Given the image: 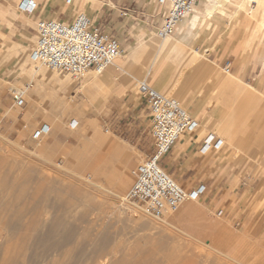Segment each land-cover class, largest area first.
Here are the masks:
<instances>
[{
  "label": "rangeland",
  "instance_id": "obj_1",
  "mask_svg": "<svg viewBox=\"0 0 264 264\" xmlns=\"http://www.w3.org/2000/svg\"><path fill=\"white\" fill-rule=\"evenodd\" d=\"M18 1L0 0L2 36L3 24L10 23V17H18ZM250 4L255 6L256 2ZM236 11L234 1L225 2V11L218 9L217 15L230 24L228 32L219 38V29L210 24L208 36L197 37L193 45L186 46L193 53L201 41L211 39L212 47H224L234 60L231 73L223 70L221 61H210L200 57V53L204 55L202 51L194 52L201 61L197 64H204L200 70L206 74L198 79L193 75L196 68L187 66L185 59L181 63L173 61L175 71L180 69L182 74L168 85L167 91L162 90L184 105L187 93L192 89L195 94L199 91L209 109L197 115L198 133L200 137L207 133L205 123L209 119L212 131L222 138L224 145L206 167L210 166L214 175L208 180L211 189L160 218L128 199L135 181L133 169L153 150L149 107L139 91V81L145 79L147 67L124 83L121 78L126 74L122 68L116 70L111 66L117 72L113 84L106 83L103 91L85 86L84 80L88 74L100 79L106 71L98 74L88 70L85 75L73 77L39 67L37 62L29 64L27 59L36 47V35L12 46L0 44V176L15 179L32 169L33 174L62 181L56 192L69 187V192L78 193L68 196L69 199L65 195L71 193L64 194L68 191L63 195L55 193L57 198L60 194L68 202L71 199L68 205L73 203L72 209L75 207L69 213L74 224L71 241L60 246L58 255L43 257L39 252L44 242L40 238L43 229L39 221L52 218L51 209L46 214L39 206L32 213L18 216L14 220L17 225L10 228L9 234H0V264H179L181 260L176 258L182 253L190 255L196 264H264V44L254 31L256 20L250 21V33L237 29L242 18L236 15L232 20ZM128 40L130 37L123 42L125 47L131 45ZM20 46H26L27 51ZM232 47H237V53L231 57ZM155 50L148 61L154 57ZM128 55L127 50L119 58ZM42 70L48 72L47 76ZM155 83L156 80L149 82L152 86ZM20 89L25 92L23 106L15 104L14 94ZM176 90L183 91L182 97L176 95ZM106 101H109L107 109ZM31 109L35 111L34 119L28 121L25 117ZM214 111L221 121L220 127L218 119H212ZM139 113L143 115L139 117ZM73 119L78 123L75 128L70 126ZM139 122L142 129L148 126L147 132L135 131ZM43 123L51 125L50 132L39 141L33 140L34 128ZM89 165H95L97 170L93 172ZM82 171L92 174L101 187L88 182L83 185L76 175ZM128 176L130 182L125 185ZM37 191V183L29 185V198L33 195L36 198ZM64 199L63 205L60 204L66 207ZM26 202L27 199H20L17 194H0V205L12 203L18 209ZM185 205L189 209L183 212ZM82 212H86L82 218L73 219ZM62 230L56 231L51 240L63 236ZM222 230L227 241L220 244L216 238Z\"/></svg>",
  "mask_w": 264,
  "mask_h": 264
},
{
  "label": "built area",
  "instance_id": "obj_2",
  "mask_svg": "<svg viewBox=\"0 0 264 264\" xmlns=\"http://www.w3.org/2000/svg\"><path fill=\"white\" fill-rule=\"evenodd\" d=\"M35 1L19 0L18 11H34ZM66 1L72 3L73 0ZM159 1L165 6V11L155 36L165 39L176 33L179 21L193 12L199 0ZM127 50L120 39L96 24L84 11L77 12L69 22L58 18H40L37 22L35 58L42 66L59 73L80 77L93 70L100 74ZM232 69V62L227 60L223 70L231 73ZM139 91L149 107L154 147L151 154L133 169L135 181L128 199L138 203L148 214L160 218L176 211L187 200L201 198L206 192L205 184L185 188L162 165L164 156L174 145L185 134L195 132L200 124L177 97L154 88L145 80L139 81ZM14 98L16 105L25 104L23 91H15ZM77 124L74 119L70 122L71 128ZM50 130L48 124H39L31 137L39 141ZM223 145L222 138L210 132L204 137L200 152L205 154L221 149Z\"/></svg>",
  "mask_w": 264,
  "mask_h": 264
},
{
  "label": "crops",
  "instance_id": "obj_3",
  "mask_svg": "<svg viewBox=\"0 0 264 264\" xmlns=\"http://www.w3.org/2000/svg\"><path fill=\"white\" fill-rule=\"evenodd\" d=\"M35 2L36 9L34 11L30 13H22L17 9V11L19 12L18 17H10V23L3 24V36L0 35L1 46H12L14 42L19 44L25 42L27 39L30 40L33 35H36L37 22L40 18H58L63 21L69 22L74 18L75 14L79 10H84L85 13L90 16L96 24L102 26L107 32L115 35L122 42L125 43L126 40L130 37V40H128V42L131 45L130 47H127L129 54L131 52V49L134 48L133 46H136L137 43H142L143 40L150 41L155 38V30L160 25L162 21V14L165 11V6L160 3L159 0H73L72 3H67L66 0H37ZM215 14L216 15L209 18V22L210 24L219 28L218 37L220 38V36H223L228 32L230 24L226 23L225 21L223 22V17L217 15V11ZM196 36L197 33L192 30V27L190 25H185V27L177 35L178 39L183 41L184 44H186L187 46L193 45ZM125 37H127V39H125ZM183 37L185 38L183 39ZM211 41V39H205L201 41V44L198 47H195L197 49L196 52L202 51L207 57V60L212 61L214 59L221 61V65H223V67L227 60H230L233 65L234 60L229 57V53L224 50V47H212ZM21 47L25 51H27L26 46ZM155 49L156 48H154L153 50ZM158 52L159 50H157L154 55L155 59L157 57L156 54L159 55ZM236 53L237 47H232L230 50V56H236ZM129 60L133 63L136 62V59L129 58L127 56L125 58L120 59L119 62L122 65H125L127 64V62H130ZM159 61H162V63H164L163 57ZM136 63L139 66H137V70L133 71L132 74L127 73L126 70L122 68V71L126 74V76L122 75L121 78L124 83H127L130 80L131 76L135 78L136 75H138L139 73L141 74L143 72L142 65L139 64V62ZM120 67L114 66L116 70H121ZM160 67L161 63L157 65L158 71L160 70ZM116 70L113 69V71H109V84H113V75H116L114 74ZM156 73L157 71L152 75L148 76L150 82H154V80H156ZM242 73L243 71H241L240 75H242ZM156 82H159V80H156ZM164 85L166 86L167 83H165ZM185 97L187 98L185 100L186 103H190H185V106L188 107L189 111L196 118L197 115L201 116L205 111L209 109L207 101H205L206 99L204 98L205 100L203 101L202 96L196 97L195 93L190 92L187 93ZM108 106L109 101H106L104 108L107 109ZM142 115V113L138 114L139 117H141ZM213 117L218 119L215 116V111L213 113ZM197 120L199 121V118H197ZM218 122L220 127L221 121L219 119ZM141 124L142 123L139 122L138 131H135L140 132L141 130L142 133L147 132V130L149 129L148 126H144V128L142 129ZM207 126V133H215L214 131H212V123H210V125L207 124ZM198 129L193 133L185 134L174 145L172 150L164 156L162 160V165L178 182L180 181L181 183H179L184 187L185 185H190L193 182H195V184L189 188H194L200 184H205L206 192L202 195L204 196L207 191L212 187V184L208 183V180L214 178V175L211 174L212 172L210 171V166L208 168L206 167L209 163L215 160L217 153L220 149L211 150L205 154L201 153L200 147L207 133L204 136L200 137ZM150 139L153 140L151 134ZM219 182H223V177L221 175L219 176ZM225 191L226 190H222L223 193H225ZM188 209L189 206L185 205L183 212H186ZM221 232L219 233V238H216V240L217 242L219 241L220 244H223L227 241V239H225L226 235L224 234L223 230Z\"/></svg>",
  "mask_w": 264,
  "mask_h": 264
},
{
  "label": "bare ground",
  "instance_id": "obj_4",
  "mask_svg": "<svg viewBox=\"0 0 264 264\" xmlns=\"http://www.w3.org/2000/svg\"><path fill=\"white\" fill-rule=\"evenodd\" d=\"M229 1H234V3L236 4V8H237V11L234 14H232V17H231L232 20H235L236 15H240V17L242 18L240 24L237 26V29L243 28V29L249 30V33H250V30L252 28L251 27L252 24L250 25V21L253 19L256 20L257 25H256V29H254V31L256 32V34L258 33L259 34L258 36L262 39V41L260 43L264 44V0H236V1L235 0H201V1H199L198 4H196L197 6H195V9L193 10V12H191L190 14H188L187 16H185L184 18H182L179 21L178 26H177V31H178L179 27H181V29H183L185 27V25H190L192 27V30L197 33L196 38L197 37H203V35L208 36L209 32H210L209 30L211 29L209 18L216 15L215 13L218 9L222 10L224 12L225 11V2H229ZM252 1L256 2L255 6H251L250 3ZM213 27L216 28L215 26H212V28ZM233 32L236 33V31H234V30H233ZM179 33H177V35ZM162 40L163 41H159L156 38H154L150 41H144L143 40L142 43H140L138 46L131 49V52L128 55L129 58L136 59V62H139V64H141L143 68L147 67L146 79H145L146 82L149 83L150 80H149L148 76L152 75L153 73H155L157 71L155 78H156V80H159V82H156L154 84V86H156V88H158V89L167 91V89L169 88L168 85L176 82V80H179L180 79L179 76L182 74L181 73L182 71L179 69L182 64L178 67L179 70L175 71L173 61H175L176 63H178V62L181 63L182 59L186 60L187 66L196 68V70H194L196 76H195V74H193L194 77H197L199 79V77H202V75L206 74V72L200 70V67L204 64H201V65L199 64L201 61L199 60L200 58L198 57V55L196 53H194L196 51L193 50V53H191L190 50L186 48L187 45L184 44L183 41L178 39L177 36L176 37L169 36V37L162 39ZM154 48H158L159 55L156 54L157 55L156 59H155V57L154 58L152 57L153 59L151 58L148 61V59L151 57L150 54L152 53V50ZM200 55H202L200 57L207 59V57H205L203 54L200 53ZM162 57L164 59V63H162V61H159ZM119 61H120V58H117V59H115V61L112 65L105 68L102 72L106 71V74L103 75L102 78H100V79H97L96 77H92L91 74H88L84 80L85 86L90 85V87H92V88L98 87L104 91V89H103L104 86L106 87V83L108 84L109 71H113L111 66H117V67L121 66V68L126 70L127 73H131V74L133 73V71L137 70V68H138L137 66H139L136 62L133 63L130 60H129L130 62L126 61L127 64H125V65H122V64L120 65ZM27 62L29 64L36 63V62L38 63V60L35 58L34 52H31L29 54ZM197 62H199V63L197 64ZM159 63H161V67H160V70L158 71L157 65ZM203 63H204V61H203ZM37 66L40 67L42 65L38 63ZM90 71H93V70H90ZM41 73L44 74L45 76H47V74H48V72L46 70H42ZM191 76H192V74H190V76H189L190 79L193 77V76L192 77ZM179 82H181V81H179ZM165 83H167L166 86L164 85ZM249 87L253 88L254 86L250 85ZM183 88L187 89V87H185V86ZM224 88L225 87H223V89ZM20 90L24 92V90H22V89H20ZM191 91L195 92V89H192ZM182 92H183L182 90H176V95L179 97H182ZM24 94H25V92H24ZM195 96L196 97L201 96V95H199V91L195 94ZM183 99L186 100V97H184ZM218 109H221V108H218ZM75 110L76 109H74V111ZM34 112L35 111H33V109L27 110V114H26L25 119H27L28 121H30L31 119H34L33 118ZM212 119L215 120L216 118L213 117V115H212ZM210 123L211 122L208 119L205 123L206 127H207V124L210 125ZM24 124H25V122H24ZM48 125L51 128V125L50 124H48ZM22 126H23V123H22ZM21 129H23V128H21ZM60 165H62V164H60ZM89 166H91L89 168L93 169V172L97 170L95 165H89ZM62 167H66V166H62ZM31 171H33V170L31 169L30 172H26L24 175L18 176L15 179H11L10 177L0 176V194H7V195L17 194L18 198L27 199V202L23 206L22 205L18 206V209L14 208V206L12 207V203L9 204L10 206L6 205V204L0 205V213H4V216H2V217L0 216V234H2V233L9 234L10 228L16 227V225H17V224H14V220H16V218L23 213H28V212L32 213V211L34 212L37 209V207H39V206L41 207L42 211L47 212L46 214H48L49 210L51 209L52 210L51 220L42 219L41 221H39L40 226L43 229L42 235L40 238L44 241L41 244L39 252H40V254H42L43 257L44 256H51V255H54L55 253H56L55 255H58L60 248H61L60 246L62 244H68L72 238V231H73V225L74 224H73V221L70 220L72 215L70 216L69 213H71V211L74 210L75 207H73V209H72L73 203L72 204L70 203L72 206L68 205L69 202L71 201V199H70L68 202V199L71 198L72 196H74L75 194L77 195L78 193H75L72 191L69 192L68 191L69 189L67 190V188H69V187H66L64 189L62 188L63 192L68 191V192H65L64 194L71 193L69 195L66 194L65 196H67V198H68V196H71V197H69L67 200H65L63 197V199L65 200V203H66L64 205H67L68 207L67 206L66 207L61 206V204L63 203L61 201H63V199H62V197H60L61 196L60 194L63 195V192L60 193V192H56V191H58L59 187L62 186V181H57L56 179H52L51 176H46L44 174H36V173L33 174ZM76 175H78L79 178L82 180L83 185L86 182H88V183L93 184L95 186L101 187L100 181L99 180L96 181L95 178L92 177L93 176L92 174L87 175L85 172L82 171L81 173H76ZM129 182H130V177L128 176L125 178L124 184L126 185ZM33 183L38 184V191L36 193V198L34 197V195L29 198V185H31ZM66 183H65L64 187L67 185ZM68 184H70V183L68 182ZM69 186L71 188V185H69ZM52 189H54L53 195L50 193L52 191ZM71 190H74L73 187ZM55 193H60L59 194L60 196L58 195V198H57L55 196ZM73 193H75V194L72 195ZM84 193H86V192H84ZM59 197H60V200H59ZM28 198H29V200H28ZM70 206H71V210L69 209ZM62 207H65V208H62ZM61 212H63V213L61 214ZM85 214H86V212H82L77 217L75 215L73 219L76 220L78 218H82ZM60 228L64 229V230H62L63 236H61L57 239L54 238L53 240H51V236L54 233H56V231H58ZM68 252L70 253L71 249H69ZM176 259L178 261L181 260L179 264H196L194 259L190 255H188L187 253L186 254L182 253ZM255 260H259L258 257H255ZM171 264H174V263L171 262Z\"/></svg>",
  "mask_w": 264,
  "mask_h": 264
}]
</instances>
